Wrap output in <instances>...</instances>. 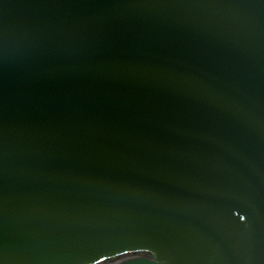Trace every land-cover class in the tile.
Returning a JSON list of instances; mask_svg holds the SVG:
<instances>
[{
	"label": "water",
	"instance_id": "1",
	"mask_svg": "<svg viewBox=\"0 0 264 264\" xmlns=\"http://www.w3.org/2000/svg\"><path fill=\"white\" fill-rule=\"evenodd\" d=\"M0 264H264V0H0Z\"/></svg>",
	"mask_w": 264,
	"mask_h": 264
}]
</instances>
